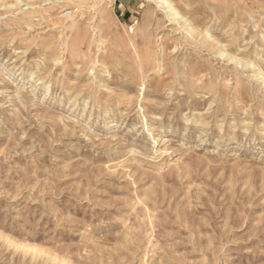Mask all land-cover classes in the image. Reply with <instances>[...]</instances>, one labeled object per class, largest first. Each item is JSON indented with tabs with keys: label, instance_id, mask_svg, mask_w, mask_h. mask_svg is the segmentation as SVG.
I'll return each instance as SVG.
<instances>
[{
	"label": "rangeland",
	"instance_id": "obj_1",
	"mask_svg": "<svg viewBox=\"0 0 264 264\" xmlns=\"http://www.w3.org/2000/svg\"><path fill=\"white\" fill-rule=\"evenodd\" d=\"M166 1L0 0V264H264V0Z\"/></svg>",
	"mask_w": 264,
	"mask_h": 264
},
{
	"label": "bare ground",
	"instance_id": "obj_2",
	"mask_svg": "<svg viewBox=\"0 0 264 264\" xmlns=\"http://www.w3.org/2000/svg\"><path fill=\"white\" fill-rule=\"evenodd\" d=\"M165 2H166V4H167V1L166 0H164ZM167 7H169V5H167ZM172 6H170L169 7V9L171 8ZM173 8V7H172ZM172 10V9H171ZM174 10V9H173ZM174 12V11H173ZM175 13V12H174ZM177 14V13H176ZM196 93V92H195ZM197 95V94H196ZM163 156V155H162Z\"/></svg>",
	"mask_w": 264,
	"mask_h": 264
}]
</instances>
